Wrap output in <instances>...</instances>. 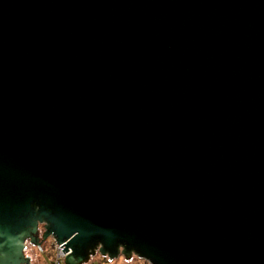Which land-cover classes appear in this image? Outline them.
<instances>
[{
  "label": "water",
  "instance_id": "1",
  "mask_svg": "<svg viewBox=\"0 0 264 264\" xmlns=\"http://www.w3.org/2000/svg\"><path fill=\"white\" fill-rule=\"evenodd\" d=\"M48 237L264 264V0H0V264Z\"/></svg>",
  "mask_w": 264,
  "mask_h": 264
},
{
  "label": "rangeland",
  "instance_id": "2",
  "mask_svg": "<svg viewBox=\"0 0 264 264\" xmlns=\"http://www.w3.org/2000/svg\"><path fill=\"white\" fill-rule=\"evenodd\" d=\"M49 243L50 239H47L42 244L41 249L34 246H32V248L29 246L26 248V253H28L32 257V264H48L49 260L52 257V251L48 249ZM89 260H95L99 264H145L144 262L135 263L133 261L126 263L121 257L109 260L108 258L101 256L99 253L91 256Z\"/></svg>",
  "mask_w": 264,
  "mask_h": 264
},
{
  "label": "built area",
  "instance_id": "3",
  "mask_svg": "<svg viewBox=\"0 0 264 264\" xmlns=\"http://www.w3.org/2000/svg\"><path fill=\"white\" fill-rule=\"evenodd\" d=\"M48 239H50L48 249H50L52 251V257L49 260L48 264H64V258H65V255L67 254V252H63V250H62V248H64V246L62 245L63 243L58 244L55 241V239L52 237H48ZM85 264H99V263L95 260H89Z\"/></svg>",
  "mask_w": 264,
  "mask_h": 264
},
{
  "label": "flooded vegetation",
  "instance_id": "4",
  "mask_svg": "<svg viewBox=\"0 0 264 264\" xmlns=\"http://www.w3.org/2000/svg\"><path fill=\"white\" fill-rule=\"evenodd\" d=\"M41 229H42V228L40 227V230H41ZM39 235L41 236V232H40ZM47 239H48V238H47ZM47 239H45V240H47ZM45 240L42 241V244L44 243ZM119 257H121L126 263H127V262H132V261H133V262H135V263H137V262H138V263H139V262H144L145 264H150V263H148L146 260H144V259H142V258H139V257H137V256H132V258H130L129 260H125L124 257L121 256V255H120Z\"/></svg>",
  "mask_w": 264,
  "mask_h": 264
},
{
  "label": "trees",
  "instance_id": "5",
  "mask_svg": "<svg viewBox=\"0 0 264 264\" xmlns=\"http://www.w3.org/2000/svg\"><path fill=\"white\" fill-rule=\"evenodd\" d=\"M40 230V229H39ZM40 232L42 233L43 232V229H41L40 231H39V234H40ZM31 247L32 248V246L27 242V247ZM26 247V248H27ZM25 254H27V255H29L28 253H26V249H25ZM30 256V255H29ZM31 257V256H30ZM106 258V257H105ZM32 261V260H31Z\"/></svg>",
  "mask_w": 264,
  "mask_h": 264
}]
</instances>
